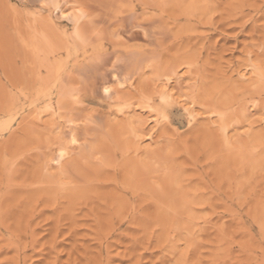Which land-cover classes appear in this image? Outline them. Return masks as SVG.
<instances>
[{
  "label": "rangeland",
  "instance_id": "rangeland-1",
  "mask_svg": "<svg viewBox=\"0 0 264 264\" xmlns=\"http://www.w3.org/2000/svg\"><path fill=\"white\" fill-rule=\"evenodd\" d=\"M0 264H264V0H0Z\"/></svg>",
  "mask_w": 264,
  "mask_h": 264
},
{
  "label": "bare ground",
  "instance_id": "bare-ground-1",
  "mask_svg": "<svg viewBox=\"0 0 264 264\" xmlns=\"http://www.w3.org/2000/svg\"><path fill=\"white\" fill-rule=\"evenodd\" d=\"M40 1H44V0H40ZM51 1V0H50ZM54 2V1H53ZM53 2H51V3H53ZM56 10H57V13H59V11L61 10V8H60V6H57L56 8H55ZM54 9V10H55ZM62 11V10H61ZM61 16H62V12H61ZM71 17V16H70ZM64 18V17H63ZM67 18H68V16H67ZM69 19V18H68ZM76 19V18H75ZM73 21V20H72ZM108 89V88H107ZM107 89H105V92L107 93L108 92V90Z\"/></svg>",
  "mask_w": 264,
  "mask_h": 264
}]
</instances>
